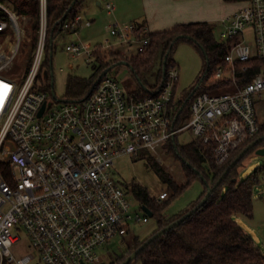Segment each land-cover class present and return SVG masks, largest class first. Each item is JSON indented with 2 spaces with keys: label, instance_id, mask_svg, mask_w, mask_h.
I'll list each match as a JSON object with an SVG mask.
<instances>
[{
  "label": "built area",
  "instance_id": "built-area-1",
  "mask_svg": "<svg viewBox=\"0 0 264 264\" xmlns=\"http://www.w3.org/2000/svg\"><path fill=\"white\" fill-rule=\"evenodd\" d=\"M32 22L0 0V264L103 262L98 249L149 220L141 204V211L134 210L110 173L116 158L147 150L160 159L168 141L187 130L212 146L213 161L222 164L259 131L255 104L264 99V0H246L223 20L220 37L228 50L207 90L192 99L188 122L181 126L177 109L186 96L175 95L179 73L173 65L154 95L125 93L108 75L74 101L53 103L36 88L47 38L46 0H40L36 44L20 82L12 75L23 43L32 41ZM89 25L77 14L64 27L77 35ZM137 29L130 25L128 37L115 23L110 34L128 44L139 42L140 51L148 38H136ZM65 50L91 56L80 42ZM169 197L161 191L155 201ZM17 228L32 248L20 258L11 252L20 240Z\"/></svg>",
  "mask_w": 264,
  "mask_h": 264
},
{
  "label": "trees",
  "instance_id": "trees-1",
  "mask_svg": "<svg viewBox=\"0 0 264 264\" xmlns=\"http://www.w3.org/2000/svg\"><path fill=\"white\" fill-rule=\"evenodd\" d=\"M7 1L12 3L19 13L32 17V28L35 31L39 21V0ZM224 1L233 3L246 0ZM84 2L85 0H46L47 38L45 51L48 52V56L42 64L48 66L49 71L45 70L46 84L39 88L52 87L50 69L52 43L56 37H62L69 33L64 24L80 13ZM136 37L139 39L148 38L147 44L136 55L128 57L118 52H105L99 48L93 52L98 66L94 78L88 84L87 91L81 98L89 94L103 77H100L103 72L109 71V67L116 63H125L136 79L135 86L129 93L137 97L154 95L162 82L163 68L167 71L170 66H175L169 60V56L173 47L181 41L193 44L202 55L205 70L201 81L198 82L200 84L206 77L212 76L216 66L221 63V58L228 50L226 42H217L214 39L213 26L207 22L179 24L171 29L152 34L144 32L143 27L139 26ZM50 39L52 43H50ZM35 44L33 42L31 54ZM220 85L217 83L214 87ZM195 92L196 90L190 92L180 103L176 121L179 120L181 113H184V118H188V109ZM258 138L261 140L248 150L235 165L230 167L239 153ZM263 146L264 123H259V131L240 145L222 164H216L213 161L212 146L203 144L197 139L193 138L184 145L178 143L176 136L168 141L167 149L181 162L186 181L178 185L169 173L162 167L156 166V172L173 192L167 201L161 203L151 199L140 186H132V192L140 204L145 205L152 212L151 218L155 219L156 227L145 238H140L132 232L129 245L119 254L114 255L109 264H119L148 237L193 208L202 199L207 187L213 186L223 173L224 177L201 207L179 225L149 243L129 264H264V253L261 246L236 220L238 215L248 220L253 218L254 193L257 185L264 181V164L256 167L250 175L242 179H239V168L249 153ZM195 180H200L204 186L197 200L183 212L165 216L163 209L166 204L181 194ZM4 264L7 263L4 262Z\"/></svg>",
  "mask_w": 264,
  "mask_h": 264
},
{
  "label": "rangeland",
  "instance_id": "rangeland-1",
  "mask_svg": "<svg viewBox=\"0 0 264 264\" xmlns=\"http://www.w3.org/2000/svg\"><path fill=\"white\" fill-rule=\"evenodd\" d=\"M116 1L123 6L122 4L124 0H86L81 9V14L84 19L92 21L91 27L82 28L79 32L78 39L73 34H65L62 37H56L53 41L50 58L52 87H48L47 89L39 88L46 84L45 80L47 75H45V70L49 71V67H46L45 64H42L40 72L35 80L36 88L46 92L47 97L53 103H57V101L60 100H79L86 93L87 86L94 78L95 70L98 66V62L94 56H89L86 53L79 56H73L65 50L67 44L80 41L83 43L84 47L90 51L95 46L100 49L102 45H113V50H102L105 52L113 51L121 54L123 53L128 57L138 53L137 50L140 46L139 42H133L132 45H128V43L120 44L119 42L121 41L118 37L110 34L109 26L119 22L117 21V17H115L116 13H114L113 16L108 14L105 6L106 4H114ZM97 2H100L101 5L98 6ZM237 4L243 5L242 2L232 3L225 2L224 0H204V2L198 4V9H202V11L209 16H219L223 10L222 7L231 5L233 7L235 6L236 9L237 6H241ZM211 22H213L214 39L217 42H224L220 37V32L223 26H221L220 23L217 24L214 21ZM118 25L121 26L120 23ZM245 34L246 40L249 43H252L254 37L251 30L246 29ZM31 35L34 36L32 37L31 43H23L19 62L13 70L12 76L17 77L20 82L24 80L30 64L33 42L36 43V32L32 31ZM47 56L48 52L45 51L44 61ZM169 60L175 65L179 73L174 88L176 97L188 95L196 86L198 87L196 88L195 96L206 90V87L210 83V79L206 77L200 84L198 83L204 74L205 64L201 53L193 44L186 41L179 42L173 47ZM106 74L115 78L125 93L131 92L135 86L136 79L130 73L129 68L125 63L112 64ZM255 109L259 123H264V99L255 104ZM187 122L188 118H184V113H181L177 126L184 125ZM176 139L180 145H184L189 143L193 139V136L189 131L185 130L180 132L176 136ZM263 164L264 156L255 154V151L249 153L241 162L239 179L250 175L256 167ZM156 166L162 167L167 173H169L175 183H179L182 178L181 175H184L181 162L176 159L173 153L168 151V149L160 153V159H157L156 155L151 151L145 150L140 151L138 155L123 154L114 160L113 165L110 168V173L120 187L127 193V198L133 205L134 210L141 211L139 208L140 202L132 192V186L134 185L143 188L148 196L154 200L161 191H168L171 197L173 193L172 189L167 183L163 182L159 174L156 172ZM174 171H176L177 174H175ZM203 189L204 186L200 180L193 181L187 189L175 198H172L166 204L163 209V214L165 216H171L183 212L197 200ZM253 199V218L248 220L243 216L238 215L236 220L253 236L254 240L261 246L264 253V181L257 185ZM155 227V219L150 217L148 223L132 227V234L140 238H145L153 231V229H155ZM16 231L20 235V240L11 248V252L15 257L20 258L24 255L30 254L32 248L29 246L28 237L24 231L21 228H17ZM131 236L132 235L124 238H115L98 249L102 256V261L109 264L114 255L119 254L120 251H123L129 245ZM4 262L5 261H3L2 264H4Z\"/></svg>",
  "mask_w": 264,
  "mask_h": 264
},
{
  "label": "crops",
  "instance_id": "crops-1",
  "mask_svg": "<svg viewBox=\"0 0 264 264\" xmlns=\"http://www.w3.org/2000/svg\"><path fill=\"white\" fill-rule=\"evenodd\" d=\"M201 2H204V0H124L122 4L123 6H121V4L116 1L114 4H106L105 9L107 10V13L112 16L114 13H116L115 17H117V21L121 25L118 26L126 33L128 37H132V34L128 30L130 25H135L138 27L142 26L144 30L146 29V33L149 34L165 31L179 24L195 22H207L212 25L213 22L211 21H214L217 24L220 23V25L223 26V20L232 15L237 8L239 9L242 6L241 4H237L241 6H237L235 9V6L233 7L231 5H226L222 7L223 10L219 16H209L208 14H205L202 9H198V4ZM97 5L100 6L101 3L97 2ZM107 5H110L111 9H108ZM79 14L82 16L81 11ZM83 20L87 19H84L83 17ZM87 21H90V25L84 26L82 28L91 27L92 21ZM111 26H109V30ZM79 32L77 35L73 34L75 37H77V39L79 37ZM68 34L72 33L69 31ZM119 43L124 44L125 42ZM132 44L133 43L128 45ZM96 48L97 47L95 46L91 51L87 49L91 52V56H93V52L96 51ZM100 49L113 50V45H102ZM124 55L125 54H123V56ZM181 176L182 178L179 183H177L178 185H181L186 181L185 176L183 174Z\"/></svg>",
  "mask_w": 264,
  "mask_h": 264
},
{
  "label": "water",
  "instance_id": "water-1",
  "mask_svg": "<svg viewBox=\"0 0 264 264\" xmlns=\"http://www.w3.org/2000/svg\"><path fill=\"white\" fill-rule=\"evenodd\" d=\"M50 43H52L51 39H50ZM165 65V61L163 63ZM107 71H104L103 74L100 76H104L106 75ZM165 74V68H163V76ZM52 76V73H51ZM99 77V79H100ZM201 81V79H200ZM51 85H52V80H51ZM198 86H196L192 92H194L196 90ZM43 110V106L39 111V115L42 113ZM261 140V138H258L256 141L250 143L245 149H243L239 155L232 161V163L230 164V167L235 165L237 163V161H239L244 154L250 150L257 142H259ZM255 154L260 155V156H264V146L257 148L255 150ZM224 177V173L220 176V178L217 180V182L213 185V186H208L207 187V191L204 194V196L202 197V199L191 209H189L184 215H182L180 218L172 221L171 223H169L167 226L163 227L162 229H160L159 231H157L155 234H153L152 236L148 237L136 250L132 251L122 262H120L119 264H129L136 256L137 254L143 250L149 243H151L153 240H155L156 238H158L159 236H161L164 232L176 227L177 225H179L184 219H186L187 217H189L194 211H196L199 207H201L209 198V196L211 195V193L213 192L214 188L220 183L221 179ZM141 209L142 211L148 216V217H152V212L145 206V205H141ZM98 264H107L106 262H100Z\"/></svg>",
  "mask_w": 264,
  "mask_h": 264
},
{
  "label": "bare ground",
  "instance_id": "bare-ground-1",
  "mask_svg": "<svg viewBox=\"0 0 264 264\" xmlns=\"http://www.w3.org/2000/svg\"><path fill=\"white\" fill-rule=\"evenodd\" d=\"M172 169H173V168H172ZM174 173L177 174L176 171H174Z\"/></svg>",
  "mask_w": 264,
  "mask_h": 264
}]
</instances>
